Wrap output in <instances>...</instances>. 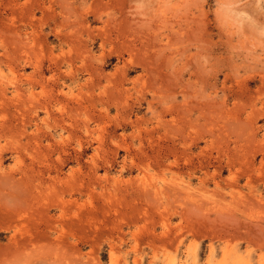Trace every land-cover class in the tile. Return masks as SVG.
<instances>
[{
  "label": "rangeland",
  "instance_id": "374dc122",
  "mask_svg": "<svg viewBox=\"0 0 264 264\" xmlns=\"http://www.w3.org/2000/svg\"><path fill=\"white\" fill-rule=\"evenodd\" d=\"M0 264H264V0H0Z\"/></svg>",
  "mask_w": 264,
  "mask_h": 264
},
{
  "label": "bare ground",
  "instance_id": "6f19581e",
  "mask_svg": "<svg viewBox=\"0 0 264 264\" xmlns=\"http://www.w3.org/2000/svg\"><path fill=\"white\" fill-rule=\"evenodd\" d=\"M28 60H29V59H28ZM37 67H38V66H37ZM39 75H40V74H39ZM41 81H42V80H41ZM13 86H14V85H13ZM31 91H32V90H31ZM71 93H72V92H71ZM22 96H23V95H22ZM56 98H57V97H56ZM28 99H29V98H28ZM28 99H27V100H28ZM36 99H37V98H36ZM57 100H58V99H57ZM24 102H25V101H24ZM29 102H30V101H29ZM34 102H35V101H34ZM39 103H40V102H39ZM35 104H37V103H35ZM69 109H70V108H69ZM78 110H79V109H78ZM76 112H77V111H76ZM78 113H79V112H78ZM61 115H62V114H61ZM84 121H85V120H84ZM85 125H86V124H85ZM85 125H84V126H85ZM86 128H88V127H86ZM186 191H187V190H186ZM186 195H188V194L186 193Z\"/></svg>",
  "mask_w": 264,
  "mask_h": 264
}]
</instances>
